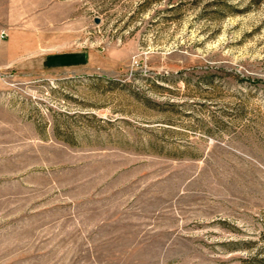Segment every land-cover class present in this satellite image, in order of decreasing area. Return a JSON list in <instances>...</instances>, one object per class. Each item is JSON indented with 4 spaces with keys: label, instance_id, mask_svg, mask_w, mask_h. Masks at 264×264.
Masks as SVG:
<instances>
[{
    "label": "rangeland",
    "instance_id": "1",
    "mask_svg": "<svg viewBox=\"0 0 264 264\" xmlns=\"http://www.w3.org/2000/svg\"><path fill=\"white\" fill-rule=\"evenodd\" d=\"M13 8L85 63L0 77V264H264V0Z\"/></svg>",
    "mask_w": 264,
    "mask_h": 264
},
{
    "label": "crops",
    "instance_id": "2",
    "mask_svg": "<svg viewBox=\"0 0 264 264\" xmlns=\"http://www.w3.org/2000/svg\"><path fill=\"white\" fill-rule=\"evenodd\" d=\"M13 5L14 0H0V77L33 72L38 56L48 71L67 70L72 64L71 68H76L78 73L77 69L84 66L85 57L68 56L54 48L43 55L47 47L61 45L60 38L46 43L44 34L36 29V16L15 17Z\"/></svg>",
    "mask_w": 264,
    "mask_h": 264
}]
</instances>
